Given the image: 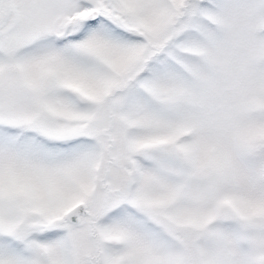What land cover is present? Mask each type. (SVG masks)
Segmentation results:
<instances>
[{"label":"snow or ice","instance_id":"snow-or-ice-1","mask_svg":"<svg viewBox=\"0 0 264 264\" xmlns=\"http://www.w3.org/2000/svg\"><path fill=\"white\" fill-rule=\"evenodd\" d=\"M0 264H264V0H0Z\"/></svg>","mask_w":264,"mask_h":264}]
</instances>
